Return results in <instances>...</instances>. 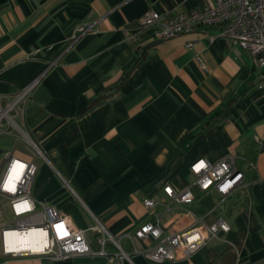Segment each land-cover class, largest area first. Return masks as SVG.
<instances>
[{
    "label": "crops",
    "instance_id": "crops-1",
    "mask_svg": "<svg viewBox=\"0 0 264 264\" xmlns=\"http://www.w3.org/2000/svg\"><path fill=\"white\" fill-rule=\"evenodd\" d=\"M212 3L0 0V94L11 96L39 77L17 124L42 154L34 155L14 135L0 134V175L3 152L34 163L36 202L54 207L77 228L91 226L92 214L117 238L129 259L108 264H210L240 241L235 264H264V89L258 88L263 71L249 52L217 38V27L199 26L157 43L149 30L132 39L148 9L163 15ZM89 23L95 31L65 50L75 28ZM226 108L228 119L203 131ZM227 156L236 158L248 188L226 197L201 192L190 166ZM167 186L174 192L189 188L192 203L168 197ZM146 199L152 208L144 206ZM8 210L9 202L0 197V227L12 223L5 221ZM185 210L204 226L222 218L229 230L179 261L153 263L133 252L127 234L157 220L163 237L184 231L192 219L182 215ZM88 238L90 256H11L0 249V264H107L94 234ZM106 250L115 251L111 245Z\"/></svg>",
    "mask_w": 264,
    "mask_h": 264
},
{
    "label": "built area",
    "instance_id": "built-area-1",
    "mask_svg": "<svg viewBox=\"0 0 264 264\" xmlns=\"http://www.w3.org/2000/svg\"><path fill=\"white\" fill-rule=\"evenodd\" d=\"M136 26L138 34L132 38L133 41L137 42L139 34L149 30L153 43L194 32L199 26L217 27V38L224 40L230 46H238L254 57L258 67L263 71V80L258 84V88L264 89V0H213L212 4L201 8L163 15L148 9L137 19ZM94 31L92 23L78 25L73 35L67 40L65 50L74 46L84 35ZM185 46L189 49L192 44L187 43ZM197 61L205 70L201 60L197 59ZM38 81L39 77L11 96L0 94V134L14 135L30 150L42 156L37 145L17 124L23 106L29 100ZM255 140L261 145L257 137ZM3 158L5 167L0 175V197L9 202L14 219L12 223L0 227V249L4 254L11 256L37 254L53 259L90 256L93 252L89 247L88 234H94L100 246L98 255H101L107 264L128 258L121 250L117 238L109 234L94 215L90 214L93 220L91 226L77 228L54 207L43 202H36L31 197V187L36 172L34 163L19 159L11 152H3ZM245 163L248 170L254 169L253 163ZM190 171L195 177L194 184L201 192L214 190L220 196L226 197L249 186V182L245 179V172L238 168L234 156H227L213 164L203 159L197 160L190 166ZM163 191L168 197L181 204L189 205L193 201L189 188L174 192L167 186ZM144 206L148 209L152 208L154 202L146 199ZM182 215L192 217L184 231L163 237L164 230L157 220L155 223L141 225L132 235L127 234L126 237L134 246L133 252L141 254L153 263L179 261L191 257L209 240L216 238L219 232L229 230V226L222 218L210 226H204L201 220L193 216L191 212L185 210ZM31 230H39L42 233V236L34 242V246L38 248L37 252L7 249L9 248L5 238L7 232L15 231L24 234ZM146 241L155 243L144 249L135 245ZM107 245H111L115 251L108 252Z\"/></svg>",
    "mask_w": 264,
    "mask_h": 264
},
{
    "label": "trees",
    "instance_id": "trees-1",
    "mask_svg": "<svg viewBox=\"0 0 264 264\" xmlns=\"http://www.w3.org/2000/svg\"><path fill=\"white\" fill-rule=\"evenodd\" d=\"M141 63V59L138 60L134 66L129 67L126 72L124 73V79L132 72L135 68L139 66ZM123 79V80H124ZM230 116V110L224 109L221 112L217 113L213 117L209 118L208 121L205 123L203 131L218 125L219 123L225 121ZM241 246V241L238 242L235 245H231L229 249L227 250V253L225 255L215 257L213 261L210 264H235L236 262V254L238 249Z\"/></svg>",
    "mask_w": 264,
    "mask_h": 264
},
{
    "label": "bare ground",
    "instance_id": "bare-ground-1",
    "mask_svg": "<svg viewBox=\"0 0 264 264\" xmlns=\"http://www.w3.org/2000/svg\"><path fill=\"white\" fill-rule=\"evenodd\" d=\"M11 233H6V241L9 243L10 251H20L27 252L31 250L32 252H37L38 248L34 246V242L37 241L38 238L42 236L41 231L39 230H31L28 233H17L10 231ZM9 233V234H8ZM8 234V235H7ZM8 236V240H7Z\"/></svg>",
    "mask_w": 264,
    "mask_h": 264
},
{
    "label": "rangeland",
    "instance_id": "rangeland-1",
    "mask_svg": "<svg viewBox=\"0 0 264 264\" xmlns=\"http://www.w3.org/2000/svg\"><path fill=\"white\" fill-rule=\"evenodd\" d=\"M30 150V149H29ZM30 152H32L34 155L38 156L33 150H30ZM5 221H10V222H13L14 219L10 213V211L8 210L7 214L5 215Z\"/></svg>",
    "mask_w": 264,
    "mask_h": 264
}]
</instances>
